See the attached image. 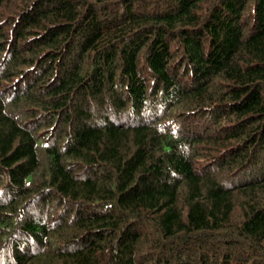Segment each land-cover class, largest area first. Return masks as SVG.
Returning a JSON list of instances; mask_svg holds the SVG:
<instances>
[{"label": "trees", "instance_id": "16d2710c", "mask_svg": "<svg viewBox=\"0 0 264 264\" xmlns=\"http://www.w3.org/2000/svg\"><path fill=\"white\" fill-rule=\"evenodd\" d=\"M0 264H264V0H0Z\"/></svg>", "mask_w": 264, "mask_h": 264}]
</instances>
